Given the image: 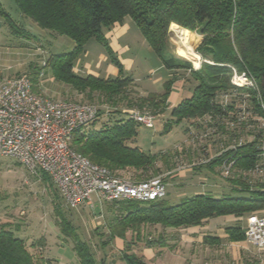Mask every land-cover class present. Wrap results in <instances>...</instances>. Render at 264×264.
I'll list each match as a JSON object with an SVG mask.
<instances>
[{
    "label": "trees",
    "instance_id": "trees-1",
    "mask_svg": "<svg viewBox=\"0 0 264 264\" xmlns=\"http://www.w3.org/2000/svg\"><path fill=\"white\" fill-rule=\"evenodd\" d=\"M12 1L20 20H13L0 3V20L10 34L27 41L35 40L46 48L49 42L27 30L29 23L53 40H69L71 51L49 53L43 67L49 66L57 80L83 95L88 101L84 103L98 99L97 104L107 106L109 114L100 120L103 124L99 128L95 127L97 118L74 131L70 140L74 152L127 181L142 182L161 177L157 163L167 164V154L162 153L164 151L145 153L136 146L140 125L132 120L130 112L154 117L164 114L171 89L180 81L181 85L191 83L193 94L190 98L181 97L169 110L170 118L164 125V132L170 131L172 126H183L187 140L198 147L190 152L192 156H187L189 160L199 158L191 165H196L194 170L198 172L205 167L207 171L215 169L222 175L223 163L231 162L229 177H225L232 187L228 195L200 192L172 206L164 199L148 203H111V208L118 211L108 224L110 239L126 240L128 231L139 237V230L145 226L191 228L213 218L264 215V175L256 174L261 165L259 156L264 151V0ZM125 19L134 23L170 74L161 92L147 93L136 84L138 82L126 74L108 47L105 30L122 24ZM171 24H175L173 26L183 36L186 33L180 27L201 37L195 50L200 58L198 69L192 68L190 62L174 54L168 46L167 31ZM91 39L105 47L110 63L118 71L117 77L81 76L74 71L78 57L85 53L84 47ZM234 74L250 77L256 89L235 87ZM119 105L125 109L117 110ZM102 111L100 109V115ZM208 143L219 147L216 155H209L205 149ZM128 171L133 173L131 178L123 175ZM39 173L51 188L49 177ZM252 176L256 178L254 183L250 179ZM53 190L52 198L56 199L60 195L57 188ZM53 202L55 225L64 240L71 243L78 264H107L104 258H95L60 206ZM225 233L228 241L246 238L239 226L228 227ZM44 241L41 238L29 244L16 236L10 222H0V264H52L38 253L37 248H41ZM120 259L125 264H144L140 257L127 252Z\"/></svg>",
    "mask_w": 264,
    "mask_h": 264
},
{
    "label": "rangeland",
    "instance_id": "rangeland-1",
    "mask_svg": "<svg viewBox=\"0 0 264 264\" xmlns=\"http://www.w3.org/2000/svg\"><path fill=\"white\" fill-rule=\"evenodd\" d=\"M0 3L13 20H20L19 12L12 0H0ZM171 25L167 31L168 46L174 54L190 62L192 68L196 69L194 64H198L200 58L195 50L201 41V37L194 31L180 27L186 33L184 35L186 47L195 56V58L190 57L179 51V45L174 41ZM26 26L30 32L45 38L50 46L46 45V48H42L40 43L35 40L27 41L11 35L9 30L5 28L4 23L0 20V83L6 79L26 75L32 80L33 91L48 99L55 101L67 100L68 102H88L83 95L76 93L68 84L57 80L49 66L43 67L48 59L49 53L70 52L71 42L65 38H62L64 42L53 40L39 28L33 27L34 25L28 23ZM115 27V29L112 27L110 30H105L104 35L108 47L118 58L124 70L126 71L125 67H129L128 73L133 72V70L140 71L137 62L146 69H148L147 66L151 67L145 61V59H148L144 53L145 49L141 48V42H145V40L134 23L130 19H125L123 24H117ZM118 33L123 35L119 39H116L115 36H119L117 35ZM126 46L130 49L129 53L125 51ZM84 49L85 53L80 55L77 60L79 71H75L76 69L74 68L77 74L84 76L87 65L93 71L102 72V75L106 73L107 66L113 67L105 47L99 42L91 39L86 43ZM133 59L134 62L132 61L131 63L130 61ZM112 77H116V72ZM136 84L148 88V83H144V80H140ZM180 90L182 95H184L183 98H190L193 94L194 86L189 82L183 83ZM90 102L97 104L99 100L95 99ZM102 104L98 103L97 105L104 111L107 109V106L104 103ZM116 108L119 111L125 109V107H120V105ZM103 111L95 124L96 129L103 124L100 121L105 118ZM169 118V112H165L162 116L160 115L154 118L153 129L139 126L136 137V146L143 152L158 154L164 151L162 153L167 154L165 157L167 164L157 163V166L162 171L160 174L162 180L166 184L165 203L170 206L177 205L182 200L200 192L217 196L230 194L229 192L232 187L226 181L227 179L223 174H218V171L215 169L213 171H207L205 167H202L199 172L194 170L197 166L195 164V166L191 165L197 163V159L199 158L197 157L196 159L195 157V159L190 158L189 160L187 156H192L191 153L197 146L194 145L195 142L193 143L191 140H187L182 125L172 126L170 131L164 132V125ZM181 141L182 143L179 144ZM188 149L190 150L189 152ZM205 149H208L209 155L214 156L218 153L219 147L208 143ZM123 175L131 178L133 173L128 171L123 173ZM250 179L252 183L256 180L253 176ZM51 184L52 187L48 188L47 184L41 178L40 173L36 175L31 174L14 160L0 159V222H10L16 236L29 244L44 238L45 244L41 248H37L38 253L52 264H78L77 257L71 250V243L64 240L58 227L55 225L53 213V201H55L78 233L79 238L90 246L97 260L101 257L103 259L105 255L110 257V262H107V264H125L122 260H114L117 253L112 250L113 245H111L108 230V224L111 223L113 216L118 210L116 208L113 210L110 203L99 201L96 196H92L90 205L70 210L60 196L56 199L52 198L53 189L56 187L52 181ZM14 226H16L17 230L16 228L14 229ZM153 227L145 226L139 230L138 236L142 237L146 244L148 238L153 239V235L159 231V229L156 230ZM242 227L244 230L247 229L246 218L242 222ZM133 236L135 234L131 231L126 233V238ZM60 248H62V251H59ZM65 251L66 254H64ZM184 253L185 258L187 257L189 262L195 260L194 258H190L193 257V253L188 254L189 245ZM182 255L183 253L181 252ZM151 264H181V260L166 253L162 258H154Z\"/></svg>",
    "mask_w": 264,
    "mask_h": 264
},
{
    "label": "built area",
    "instance_id": "built-area-1",
    "mask_svg": "<svg viewBox=\"0 0 264 264\" xmlns=\"http://www.w3.org/2000/svg\"><path fill=\"white\" fill-rule=\"evenodd\" d=\"M237 88L256 89L245 74H234ZM105 109L104 116L107 117ZM135 123L153 129L154 116L131 111ZM100 107L95 103H75L48 99L33 91L32 80L17 76L0 83V159H11L31 174L44 173L57 188L69 209L91 204L92 196L105 203H148L166 197L162 177L131 182L112 174L70 148L75 130L96 120ZM264 127V124H263ZM264 148V141L262 142ZM257 175H264V151L260 154ZM231 162L221 166L228 177ZM246 240L264 249V215L247 219Z\"/></svg>",
    "mask_w": 264,
    "mask_h": 264
},
{
    "label": "crops",
    "instance_id": "crops-1",
    "mask_svg": "<svg viewBox=\"0 0 264 264\" xmlns=\"http://www.w3.org/2000/svg\"><path fill=\"white\" fill-rule=\"evenodd\" d=\"M117 35L119 36L115 37L116 39H119L123 34L120 35V33H118ZM70 46L72 47V44H70ZM141 48L145 49L144 53L148 58L145 59V61L148 62L151 67L147 66L148 69H146L139 62H137V66L140 68V71L133 70V72L128 73L129 67H125L127 72L125 70L124 71L135 81L140 82V80H144V83H148V88L143 87L147 93L161 92L163 83L171 78L170 74L163 67L154 52L147 46L146 42H141ZM129 50L130 49L126 46L125 51L129 53ZM132 61L134 62V59L130 62L132 63ZM78 68L79 65L77 64L75 71L78 72ZM115 72L117 77V69L114 66H107L106 73L102 75V72L100 71L91 70L89 65L86 66L84 71V73H86L85 75L90 74L100 78L112 77ZM180 85V81L173 85L167 100L168 107L166 112H169V110L180 101V98L184 96L181 93ZM181 143L182 141L179 144ZM248 217L235 218L233 216H226L213 218L204 224L193 228L162 230V228L154 226L153 228L156 230L159 229V231L153 235V239L148 238L147 244L143 241L144 239L142 237L133 236L131 238H127L125 241L119 238H114L110 241L111 245H113L112 250L117 253L114 260H121V255L124 252H127L140 257L143 263L151 264V261L154 258H162L164 254L169 253L172 256L179 258L181 260V264H264V249H257L253 247L246 240V238L242 241H228L227 239L225 229L228 227L239 226L245 233V230L242 227V222L245 218L247 220ZM188 245V254L193 253V257L190 258L195 259L193 262H189L188 258H185L184 252L187 250ZM59 251H62V248H60ZM181 252L183 253L182 256ZM64 254H66V251ZM104 258L107 262H110V257L104 255ZM115 261H113V263H115Z\"/></svg>",
    "mask_w": 264,
    "mask_h": 264
},
{
    "label": "bare ground",
    "instance_id": "bare-ground-1",
    "mask_svg": "<svg viewBox=\"0 0 264 264\" xmlns=\"http://www.w3.org/2000/svg\"><path fill=\"white\" fill-rule=\"evenodd\" d=\"M171 31L174 34V41L179 45V51L183 52L186 55H189L190 57H194L195 56L190 52V50H188V48L185 45V38L184 36L179 32V30L175 27V26H171ZM195 68L198 69V65L199 64H194Z\"/></svg>",
    "mask_w": 264,
    "mask_h": 264
}]
</instances>
